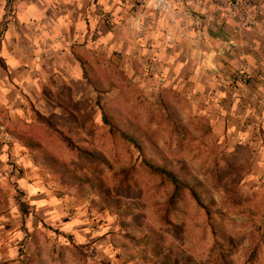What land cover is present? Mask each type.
I'll use <instances>...</instances> for the list:
<instances>
[{"label":"rangeland","instance_id":"374dc122","mask_svg":"<svg viewBox=\"0 0 264 264\" xmlns=\"http://www.w3.org/2000/svg\"><path fill=\"white\" fill-rule=\"evenodd\" d=\"M233 1L226 0L228 15ZM241 2L238 15L250 0ZM255 2L261 20L259 1ZM77 54L85 63L86 76L102 83V93L84 78L72 80L55 91L45 88L40 103L25 101L23 115L6 121L0 113V121L16 142L15 133L37 139L47 153L79 167L96 187L82 194L63 176L37 167L26 149L33 164L49 175L51 189L56 185L67 205L66 199L74 201L68 210L72 227L71 221L58 225L42 218L9 181L0 188V214L5 216L0 220L14 221L16 229L0 237L9 239H0V264H264V182L248 177L252 151L231 150L227 137L215 131L209 118L176 92L149 89L143 64L127 65L116 54ZM98 102L121 107L168 160L182 161L189 179L203 184L204 203L215 205L223 216L214 215L215 210L207 216L190 195L178 211H172L169 183L143 165L135 147L109 131ZM167 108H173L187 128L184 137L172 131ZM80 146L101 153L107 166L76 155L73 148ZM18 163L13 169L19 171ZM118 197L123 203H139L124 219L136 221L142 232L127 236L121 231V216L107 209L108 204L116 207ZM221 222L224 239L217 228Z\"/></svg>","mask_w":264,"mask_h":264},{"label":"crops","instance_id":"0c3cea01","mask_svg":"<svg viewBox=\"0 0 264 264\" xmlns=\"http://www.w3.org/2000/svg\"><path fill=\"white\" fill-rule=\"evenodd\" d=\"M162 1L169 7L154 0H0V113L9 121L23 115L25 101H44L45 88L81 81L79 52L116 54L135 66L157 54L167 74L160 89L207 116L231 150L252 151L248 177L264 182V0H258L261 20L254 29L236 12L226 13V0ZM243 67L251 82L231 83ZM9 181L42 218L72 227L74 201L66 199L67 205L56 185L51 189L49 175L19 142L10 150L0 142V188ZM12 224L0 220V237L16 229Z\"/></svg>","mask_w":264,"mask_h":264},{"label":"trees","instance_id":"16d2710c","mask_svg":"<svg viewBox=\"0 0 264 264\" xmlns=\"http://www.w3.org/2000/svg\"><path fill=\"white\" fill-rule=\"evenodd\" d=\"M1 32L2 28L0 29V34ZM81 64L83 78L98 94L102 93V83L88 78L84 71V61H82ZM98 105L100 106L102 122L107 126L109 131L113 134H117L121 139L135 147L139 151L143 165L150 172L162 177L169 183L171 193L168 199V205L172 211H178L186 199V195H190L194 203L202 210H205L207 216L211 215L213 210H215L213 212L214 215L223 216L221 210L215 207V205L211 207L204 203V198L200 195V188L203 187V184L197 181L196 178L189 179L186 174V166L182 161L168 160L157 146L147 140V138L138 131L137 127L128 120L121 107L111 105V107L108 108L101 105L99 102ZM165 112L172 131L178 136L184 137V134L187 133V128L181 123L176 111H174L173 108L170 110L167 108ZM14 136L18 139L19 143L27 149L29 154H31L34 164L45 172L47 171L63 176L69 186H78L82 191L81 193L84 195L87 194L88 190H93L96 187V183L91 181L89 177H85L79 167L74 168L58 160L57 156L47 153L45 147H43L41 142L37 139L30 137L26 133H15ZM73 150L76 155L84 160L98 162L107 166L105 157L97 151L89 150L81 146L77 147L76 150L73 148ZM115 200L117 203L116 207L113 208L112 205L109 204L108 207H106L112 213L121 216L119 222L121 231H124L127 236H129L131 232H142L144 230L143 227H139L136 221L124 219L126 214L132 215V210H137L139 208V203L137 201H127L123 203L122 199L119 197ZM217 228L220 237L224 239L226 235L222 222ZM34 242L37 243L36 238Z\"/></svg>","mask_w":264,"mask_h":264},{"label":"built area","instance_id":"2783aa9c","mask_svg":"<svg viewBox=\"0 0 264 264\" xmlns=\"http://www.w3.org/2000/svg\"><path fill=\"white\" fill-rule=\"evenodd\" d=\"M156 3V7L165 9L169 7V4L162 0H154ZM241 0H234L230 3L229 9L232 13L239 11L241 8ZM241 23L244 27L249 29H254L259 23V9L255 2V0H250L249 3L246 4L244 8V13L238 15ZM111 18V15L108 16V19ZM143 75L152 81V84L149 88L152 90H157L162 87L167 81V74L165 71V66L162 61L159 59L157 54L151 55L144 63H143ZM229 80L231 83L245 85L250 81V76L246 71V68H240L238 71L233 73ZM0 142L7 147V149H11V147L16 142L15 139L7 131L5 125L0 121ZM17 158V156H14Z\"/></svg>","mask_w":264,"mask_h":264}]
</instances>
